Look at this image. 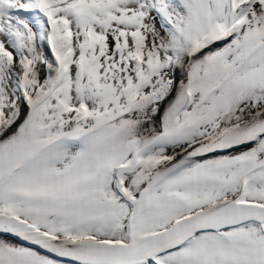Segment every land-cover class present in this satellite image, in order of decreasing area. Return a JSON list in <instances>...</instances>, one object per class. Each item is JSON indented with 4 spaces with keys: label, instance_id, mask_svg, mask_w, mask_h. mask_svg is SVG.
I'll use <instances>...</instances> for the list:
<instances>
[{
    "label": "snow or ice",
    "instance_id": "snow-or-ice-1",
    "mask_svg": "<svg viewBox=\"0 0 264 264\" xmlns=\"http://www.w3.org/2000/svg\"><path fill=\"white\" fill-rule=\"evenodd\" d=\"M0 264H264V0H0Z\"/></svg>",
    "mask_w": 264,
    "mask_h": 264
}]
</instances>
